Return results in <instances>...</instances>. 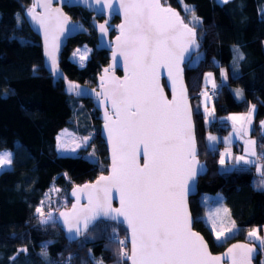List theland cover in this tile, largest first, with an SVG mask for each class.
<instances>
[{"label":"trees","instance_id":"16d2710c","mask_svg":"<svg viewBox=\"0 0 264 264\" xmlns=\"http://www.w3.org/2000/svg\"><path fill=\"white\" fill-rule=\"evenodd\" d=\"M161 1L176 8L188 23L192 14L184 11L185 3L202 21L191 26L195 27L203 56L196 65L184 67V82L192 106L197 156L204 162L206 173L199 177L198 194L189 198L188 205L193 229L204 237L212 253H218L229 243L244 240L248 229L256 227L262 232L264 188L253 185V163L218 170V150L207 147L205 136L208 132L224 136L230 128L217 119L206 126L198 98L206 87L204 73L212 72L216 79L218 67H225L227 85L214 88V98L207 96L216 117L245 112L254 106L250 137L255 157L263 165L264 179V136L258 128L264 116V0H228L222 4L216 0ZM30 3L31 0H0V151L12 153L11 170L0 172V264H126L113 240L115 235H126L122 227L98 221L78 239L68 241L55 221L56 213L68 207V192L73 186L106 172V150L90 99L67 93L62 81H55L47 72L40 41L24 19ZM64 10L74 22L83 25L85 33L68 41L59 67L69 81L93 86L96 74L107 63V52L96 49L89 12L81 8ZM82 46L91 52L85 64L78 67L69 55L73 48ZM229 87L239 89V100ZM85 124L93 133L89 144L78 150L81 155H59V131L85 135ZM91 148L95 161L84 157ZM202 193L221 194L237 227L236 234L221 243L215 242L202 219L205 207L198 200ZM38 207H42L44 217L37 213ZM49 212L54 219L41 223ZM253 262L264 264L257 259Z\"/></svg>","mask_w":264,"mask_h":264},{"label":"snow or ice","instance_id":"6c2138e0","mask_svg":"<svg viewBox=\"0 0 264 264\" xmlns=\"http://www.w3.org/2000/svg\"><path fill=\"white\" fill-rule=\"evenodd\" d=\"M93 2L102 8L123 11L125 22L119 26L121 35L117 42L128 75L123 81L113 78L110 87L105 88V98L111 100L115 114L112 119L105 112V128L112 145V174L101 176L95 185H85L73 192L74 196L78 191L87 192L89 207L78 209L73 205L72 213L61 212L60 216L65 217L69 233L76 234L86 232L98 218L122 216L130 229L131 250L124 251L126 241H118L120 256L131 260V264H220L222 258L212 256L204 238L192 230L193 220L186 199L190 182L194 183L198 174V161L191 110L179 65L188 46L196 43L195 27L185 23L178 12L161 0H119V9L113 7L112 0H80L89 6ZM50 6L51 0H44L43 4L36 0L26 15L44 29L46 43L51 35L52 47L46 54L55 66L56 40L68 18L59 9H51L46 16L36 12V7L50 9ZM184 11L192 14L196 24L202 23L193 8L185 5ZM99 27L101 32L107 31L104 24ZM161 67L167 68L172 81L171 100L160 85ZM210 77L208 74L206 79ZM204 95L207 97V93ZM254 110L253 106L247 116L229 119L234 124L239 121L243 128L251 124ZM208 139L216 138L209 136ZM236 159L249 163L244 157ZM220 162L223 164V159ZM11 163L10 153H0V168ZM113 188L119 193V209L111 208ZM36 211L45 216L42 207ZM53 219L49 212L41 223ZM223 235V231L217 232L216 239L219 241ZM249 236L256 237V232H250ZM237 249L240 251L236 252ZM252 251L245 245H234L225 256L231 257L232 264H251ZM43 254L46 256V251Z\"/></svg>","mask_w":264,"mask_h":264},{"label":"water","instance_id":"95a60500","mask_svg":"<svg viewBox=\"0 0 264 264\" xmlns=\"http://www.w3.org/2000/svg\"><path fill=\"white\" fill-rule=\"evenodd\" d=\"M35 2L36 0H31V3L29 4V7L27 9L31 8ZM39 2L43 4L44 0H39ZM112 3H113L114 8L119 9V0H112ZM161 3L164 4L165 6L171 7L174 11L179 13V11L176 8L167 5L163 3L162 1ZM77 7L81 9H85L87 12H89L91 14V19L100 18V17L104 19L102 22H98V23L97 22L94 23V20H91V22H93L92 25L94 27V31L96 35V49L104 50L107 52V63L100 68L98 74L96 75V80L94 82L95 84L93 86L80 85L78 83L69 81L63 75L59 67L60 55L63 49L66 47L68 41L71 38L76 37L77 35L85 33V28L83 27V25L80 24L79 22H74L64 10V8H77ZM51 9H59L60 12L63 14V16H66L68 18L67 23L63 25V29H64L63 32L58 34V38L56 40L57 47L54 50V55L56 59L55 66L52 65L51 59L46 54L47 50L51 49L52 47L51 35H49L48 42L46 43L44 29L41 28L39 24L32 21L30 17L26 15V10L24 12V19L26 23L28 24L29 28L31 29V31L38 37L40 41L43 62L45 64V68L47 72L53 77L55 81L56 80L62 81L65 91L67 93L79 99H90L93 107L97 111V119L99 121L98 135L104 144V147L106 150V160H107L106 172L98 175L96 178H94L90 182H85L83 184L73 186L68 192V196L70 199V203L68 207L59 210L55 215V221L58 224L60 230L63 232L64 237L68 241H72V240L78 239L80 235L86 233L87 231L83 232L82 234H76L74 231L73 233H69L68 225L64 223L65 217L60 216V213L61 212L72 213L73 205H77L78 209L89 207L87 192L78 191L76 196L73 195V192L77 189H83L85 185H95L101 176L107 177L112 174V145L109 142L108 130L105 128V124H106L105 112L107 111L108 115L112 117V119H115V114H114V109L111 106V100L105 98V88L110 87L113 78H115V80H118V81H123L125 77L128 75V71L126 69L124 58L120 55V50H119L118 42H117V37L121 35L119 26L123 24L125 21H124V14L122 10L112 11L106 7L102 8L101 5H97L94 2L91 4V6H89V5L80 3V0H51L50 9L36 7V12L40 15L46 16ZM113 17L118 18V23L115 25L110 24V21ZM181 18L183 19L182 16ZM101 24L105 25V28L107 29L106 32H101L100 27H99ZM112 29L114 30V34L110 36L109 33ZM195 41L196 43L194 45L188 46V51L184 53L183 60L179 65L180 69H182L181 83H182L183 88L186 91L187 105L189 109L191 110L192 132H193L194 139H195V133H194V122L192 118V106H191V101H190V97L188 94V90L184 82V67L187 66L191 57L200 50V46L197 41L196 30H195ZM114 53L116 54L115 59H113ZM159 81H160L161 87L164 89L165 96L169 100H171L173 96V88H172V81L168 77L167 68L161 67L159 69ZM258 128H259V134L261 136H264V116L259 121ZM195 148H196V160L198 161V165H197L198 174L195 178V182L194 183L190 182V190L188 191L187 197H186L189 213H190L189 205H188L189 198L197 196L198 179L199 177L203 176L206 173V166L204 162L200 161L197 156L196 141H195ZM140 163L143 164L142 158L140 159ZM77 196L79 197V200L77 199ZM110 202H111L112 209H119L121 206L120 199H119V193L117 192L115 188H113L110 193ZM112 215L116 216L115 213H112ZM68 219L71 220L72 217H68ZM192 220H193V217H192ZM98 221L113 223L115 226L122 227L126 232V242L128 245V252L130 253V250H131L130 229H128L127 222L124 220V218L122 216H116L115 219H110L108 217L98 218L97 220L93 221L89 225V228L92 227ZM192 230L198 233L200 236H202L199 232L193 229V223H192ZM204 241L206 242L205 239ZM234 245H245L248 248L253 249L252 253L250 254L251 264H254L253 261L258 259L260 256L259 249L255 246V244L248 242V241H243V240L233 241L229 243L228 245H226L222 249V251L218 253H212L207 244L208 251L212 256L214 257L219 256L222 258L220 261V264H232L231 257L225 256V253H227L229 249H232ZM235 251L239 252L240 250L237 249ZM127 264H131V260L127 259Z\"/></svg>","mask_w":264,"mask_h":264},{"label":"rangeland","instance_id":"374dc122","mask_svg":"<svg viewBox=\"0 0 264 264\" xmlns=\"http://www.w3.org/2000/svg\"><path fill=\"white\" fill-rule=\"evenodd\" d=\"M222 2V0H218ZM187 4L183 3V6ZM189 6V5H187ZM188 24L189 25H195L196 22L192 19V16H188L187 18ZM90 50L85 46L82 47H77L73 48L71 50L70 55H69V60L76 64L78 67H82L86 60L88 59L90 55ZM75 53V55H74ZM84 57L81 59V57ZM203 56V52L199 51L195 53L191 59L188 62V66H194L198 63L200 58ZM208 77L207 74H204L203 76V85L206 87L204 88L203 94L200 98L201 104L205 109L207 108L208 111L207 115H209V112L211 111V106L209 105L206 107L205 105L209 104L211 99L209 97H205V90L207 86H210L209 88H213V80L212 77L210 79H206ZM214 89V88H213ZM239 90V89H238ZM215 92V90H213ZM200 104V103H199ZM255 111V110H254ZM254 112H252L253 115ZM205 115V116H207ZM248 114H243L238 112H232L229 113L223 117H225L226 120H228L229 125H231V131L230 133L224 138V147H220L219 149V158H218V165H220V168H218L219 171L224 172V171H229L233 168L234 165H237L239 163H245L244 160L237 161V157H244L245 160L249 161V163L245 164H250L253 163L255 167V176L253 178V185L257 188H264V179L262 177L263 175V165L260 161H258L252 153L255 152L254 150V144L250 143L253 142L252 138L250 137V132L253 129V121L251 119V124H245L243 128H241V123L239 121L233 122V120L229 119V117L233 116H246ZM214 113L213 115L208 118H204L205 123H210L211 121L215 120ZM85 130L84 132H88L85 135H81V133H76L75 131H67V130H61L60 133L56 137V147H57V152L59 155L62 156H76V155H81L78 150L82 147H85L89 144L92 133L90 128L87 127L85 124ZM210 134H207L209 136ZM59 138V139H58ZM85 138H87L86 144L84 143ZM60 145H63L64 147H60ZM77 145H80L77 147ZM209 148H214L218 147V141H213L208 144ZM74 149V150H73ZM0 153H10L12 157V153L10 150H2ZM86 159L90 161H95L96 160V155L94 154V150L91 148L87 154L84 156ZM223 159L224 163L221 164V160ZM9 171L11 170V165H5L2 168H0L1 171ZM199 202L205 207V222L211 229V232L213 234L214 240L216 243H221L228 237L236 234L237 232V227L233 224L230 215L228 213V210L226 206L223 203V197L221 194L217 193L215 197H211L209 194H200L198 196ZM231 229V231H229ZM223 231L224 235L221 237V239L218 241L216 239L217 232ZM255 231L256 232V237H250L249 233ZM243 241H248L253 244L259 249L260 256L257 259L259 263L264 262V244L261 243V241H264V227L262 229V232L258 230V228L254 227L251 229H248L244 233V240ZM101 264V263H98Z\"/></svg>","mask_w":264,"mask_h":264},{"label":"crops","instance_id":"0c3cea01","mask_svg":"<svg viewBox=\"0 0 264 264\" xmlns=\"http://www.w3.org/2000/svg\"><path fill=\"white\" fill-rule=\"evenodd\" d=\"M218 3H220V4H222L223 2H220V1H218V0H216ZM228 1V0H227ZM237 72H239V71H237ZM236 72V73H237ZM240 73V72H239ZM204 74H211V77H212V80H213V82L215 83V85H216V87L215 88H218L219 86H223V85H227V72H226V69H225V67H222V66H220V67H218V77L215 79V77L213 76V74H212V72H205ZM204 76V75H203ZM203 79V78H202ZM213 86V85H212ZM210 86H207V88H208V90H215V89H213V88H209ZM229 90L231 91V94L233 95V97L235 98V99H237V100H239L240 99V97H241V95H240V93H238V88H235V87H229ZM202 94H203V92L199 95V98H198V100H199V102H198V106H199V108H200V110L202 111V113H203V115H204V118H206V117H208V118H210L212 115H213V110H212V102L210 101L209 102V104H208V102H207V104L205 105L206 107H208L209 105L211 106V111H210V113H211V115H207V112H206V110L204 111V108H203V106H202V104H201V101H200V98H201V96H202ZM208 97V96H207ZM200 103V104H199ZM253 108V106H251V107H249L248 108V110L247 111H245V112H238V113H241V115H243V114H248L249 113V111H250V109H252ZM205 115H207V116H205ZM215 116V115H214ZM225 116V115H224ZM247 116V115H246ZM253 117H254V113H253V115L251 116V119H252V121H253ZM215 118L219 121V122H221L222 124H225V125H227L230 129H229V132L226 134V135H224V136H219V135H217V134H215L214 132H208L207 134H210L209 136H213V137H215L216 139L215 140H213V141H218V147H214V148H209V146H208V144L210 143V142H213V141H210L209 139H208V137L209 136H207V134H206V136H205V141H206V145H207V147L209 148V149H217L218 150V152H219V149H220V147H224L225 146V144H224V138L230 133V131L232 130L231 129V125H229V123H228V120H226L225 119V117H223V116H221V117H216L215 116ZM204 121V120H203ZM204 124L207 126L209 123H205L204 122ZM59 133H60V131H59ZM58 133V134H59ZM57 134V135H58ZM57 135H56V137H57ZM57 144V143H56ZM57 148V147H56ZM218 158H219V153H218ZM217 162H218V159H217ZM222 167H223V169H224V166L223 165H221ZM220 165L218 166V168H220L221 167ZM211 197H215L216 196V194H214V195H210ZM202 219L203 220H205V212H204V215L202 216Z\"/></svg>","mask_w":264,"mask_h":264},{"label":"built area","instance_id":"2783aa9c","mask_svg":"<svg viewBox=\"0 0 264 264\" xmlns=\"http://www.w3.org/2000/svg\"><path fill=\"white\" fill-rule=\"evenodd\" d=\"M262 45H263V50H264V41L262 42ZM207 94L209 95V97L214 98V97L216 96V91L213 92V90H208V91H207ZM113 240L115 241V243L117 244L119 250L121 251V245L118 243V241H120V240H125V241H126L125 237H124V236H121V235H115V236L113 237ZM123 250H124V251H127V243H126L125 246L123 247ZM127 252H128V251H127ZM121 260H127V258H121Z\"/></svg>","mask_w":264,"mask_h":264},{"label":"flooded vegetation","instance_id":"af4514ba","mask_svg":"<svg viewBox=\"0 0 264 264\" xmlns=\"http://www.w3.org/2000/svg\"><path fill=\"white\" fill-rule=\"evenodd\" d=\"M78 8V7H77ZM91 20H94V23L95 22H102L104 19L102 18V17H100V18H92ZM118 23V18L117 17H113L112 19H111V21H110V24L111 25H115V24H117ZM91 24H93V22H91ZM92 27H93V25H92ZM93 30H94V27H93ZM95 32V31H94ZM112 33V34H111ZM84 34V33H83ZM114 34V30L112 29L111 31H110V33H109V35H113ZM98 74V73H97ZM96 74V75H97ZM95 80H96V76H95ZM95 82V81H94ZM95 84V83H94ZM93 84V85H94Z\"/></svg>","mask_w":264,"mask_h":264}]
</instances>
